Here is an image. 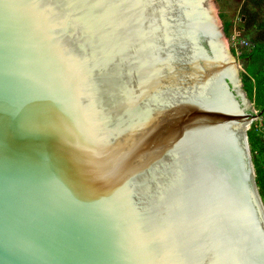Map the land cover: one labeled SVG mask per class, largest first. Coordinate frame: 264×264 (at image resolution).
Segmentation results:
<instances>
[{
    "label": "water",
    "instance_id": "water-1",
    "mask_svg": "<svg viewBox=\"0 0 264 264\" xmlns=\"http://www.w3.org/2000/svg\"><path fill=\"white\" fill-rule=\"evenodd\" d=\"M206 1L0 0V264H264L255 115Z\"/></svg>",
    "mask_w": 264,
    "mask_h": 264
},
{
    "label": "rangeland",
    "instance_id": "rangeland-1",
    "mask_svg": "<svg viewBox=\"0 0 264 264\" xmlns=\"http://www.w3.org/2000/svg\"><path fill=\"white\" fill-rule=\"evenodd\" d=\"M213 3L215 4L216 15L221 25L222 19L219 16L220 13H223L225 18L231 22L230 36L227 37L225 34L224 36L230 51L231 49L236 51L234 58L238 63L242 82V73L245 72L247 59H240L239 55L244 49L245 51L251 49L254 41L264 39V26H262L264 24V0H213ZM246 111H257L250 100L246 106ZM261 120L264 122V117L261 119L259 115L256 133L264 141V124H259Z\"/></svg>",
    "mask_w": 264,
    "mask_h": 264
},
{
    "label": "trees",
    "instance_id": "trees-1",
    "mask_svg": "<svg viewBox=\"0 0 264 264\" xmlns=\"http://www.w3.org/2000/svg\"><path fill=\"white\" fill-rule=\"evenodd\" d=\"M219 16L222 19L223 32L229 37L231 22L225 18L223 13H220ZM231 53L235 55L236 51L231 49ZM239 58L247 59L245 72L242 73L243 91L246 97L253 102L255 109L264 117V39L254 41L252 48L246 51L244 49ZM256 131L257 128L252 125L247 131V139L250 146L254 174L264 200V141Z\"/></svg>",
    "mask_w": 264,
    "mask_h": 264
},
{
    "label": "bare ground",
    "instance_id": "bare-ground-1",
    "mask_svg": "<svg viewBox=\"0 0 264 264\" xmlns=\"http://www.w3.org/2000/svg\"><path fill=\"white\" fill-rule=\"evenodd\" d=\"M210 1L211 0H209V4H210ZM195 2L197 5V8H198V11L200 13V16H202V14H204V12L206 10V9L203 10L202 4L207 3V1L206 0H195ZM209 19H210V16H209ZM206 20H208V19H206ZM205 21L202 19L203 25L204 24L207 25V27H204V28H205L207 37L209 38L210 46H211V48H213V51L218 52V50H220V47H221V42H219L218 40L216 41V39H215L216 34L214 31H213V35H212L213 37H209L208 33H207L208 29H212L211 23L214 21L211 22V19H210V21H208V23H206ZM217 38H219V37L217 36ZM219 72H220V75L223 74L225 77L230 79L231 83H233L235 85V87H236L235 89L237 91L238 82L234 76L230 75V70L229 69L224 70V68H222Z\"/></svg>",
    "mask_w": 264,
    "mask_h": 264
},
{
    "label": "built area",
    "instance_id": "built-area-1",
    "mask_svg": "<svg viewBox=\"0 0 264 264\" xmlns=\"http://www.w3.org/2000/svg\"><path fill=\"white\" fill-rule=\"evenodd\" d=\"M253 114L255 115V118L253 119V121L249 124L248 128H247V131L251 128L252 125H254L256 128H257V121L259 119V115L262 119V115L261 113H259L258 111H253ZM260 125L263 124L262 120L259 122Z\"/></svg>",
    "mask_w": 264,
    "mask_h": 264
}]
</instances>
